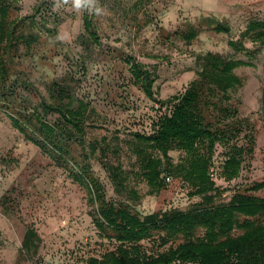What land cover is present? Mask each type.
<instances>
[{"label": "rangeland", "instance_id": "374dc122", "mask_svg": "<svg viewBox=\"0 0 264 264\" xmlns=\"http://www.w3.org/2000/svg\"><path fill=\"white\" fill-rule=\"evenodd\" d=\"M12 1L10 20L33 19L29 29L19 31L38 35V41L29 50L20 45L8 63V85H14L11 104L16 109L19 105L37 107L48 100L51 83H67L75 98L94 111L83 148L88 153L92 145L118 147V156L109 154L108 160L122 166L128 187L140 196L133 207L140 216L185 212L201 203L199 197L188 196L189 188L173 177L170 182L165 180L160 194L149 195L131 151L133 134H153L161 116L170 114L173 105L161 103L184 93L199 70L198 55L216 53L253 65L234 71L242 86L231 90L229 101L221 105L237 110V116L219 118V126L239 121L242 133L229 145L246 146L244 136L252 135L253 152L244 156L239 176L228 182L221 177V166L229 147L216 145L212 179L221 192L217 203H228L234 194H244L264 182V49L256 52L258 44L249 40L243 41L244 51L228 45L240 39L250 22H264V0H98L101 15L77 10L71 0L67 4L64 0ZM85 15L91 17L99 38L98 45L87 48L80 45ZM214 23L226 24L229 33L214 31ZM190 28L198 36L186 43L181 33ZM131 63L153 74V100L133 83ZM210 113L207 120H218L217 112ZM46 119L52 123L57 116ZM81 147H73L77 160ZM169 155L173 164L184 156L179 152ZM100 156L97 151L88 162L106 199L115 204L125 201L114 193ZM248 194L264 200V190ZM94 208L87 202L86 189L72 180L69 167L56 165L48 154L27 142L0 108V264H87L90 258L112 251L114 243L101 238L92 223ZM27 228L39 238L37 252L20 259ZM143 245L157 250L150 242Z\"/></svg>", "mask_w": 264, "mask_h": 264}, {"label": "trees", "instance_id": "16d2710c", "mask_svg": "<svg viewBox=\"0 0 264 264\" xmlns=\"http://www.w3.org/2000/svg\"><path fill=\"white\" fill-rule=\"evenodd\" d=\"M12 9V0H0V108L8 113L14 128L27 142L48 154L56 165L69 167L72 180L86 189L88 204L95 206L92 223L101 238L114 243L112 251L100 258H90L87 264H264V200L248 194L264 190V182L254 184L244 194H234L228 203H217L221 192L212 179L217 144L229 147L221 166V177L228 182L239 176L244 156L253 152L252 135L244 136L246 146L229 145L242 133L239 121L219 126L220 119L237 116V110L221 106L229 101L227 95L231 90L242 86L234 71L253 65L216 53L196 56L199 70L184 93L161 103L173 105L170 114L161 116L153 134L132 135L131 151L149 195L160 194L166 178L173 177L189 188L188 196L201 199L200 204L185 212L170 210L142 217L133 210L140 196L128 187L122 166L108 160L109 154L118 156V147L92 145L88 153L83 148L94 111L75 98L67 83H51L47 87L48 100L37 107L19 105L16 109L11 104L14 85H8V63L20 45L29 50L38 41V35L19 31L26 26L29 29L33 19L12 21L9 18ZM83 27L85 36L80 45L85 48L98 45L90 16L83 17ZM212 29L229 33V27L222 23H214ZM197 36L198 31L193 28L181 33L186 43ZM244 40L258 44L256 52L264 49V22H250L240 39L228 45L235 51H244ZM130 65L133 83L153 100V74L138 63ZM211 111L217 112L218 120H207ZM49 115L57 116L56 121H47ZM74 146H82L79 160L73 154ZM97 151L103 157L100 163L114 193L125 201L115 204L106 199L104 187L88 162L89 156H95ZM170 152L184 156L173 164ZM38 242L36 232L27 228L19 258L36 255ZM144 242L152 243L157 250L145 248Z\"/></svg>", "mask_w": 264, "mask_h": 264}, {"label": "clouds", "instance_id": "9594fccd", "mask_svg": "<svg viewBox=\"0 0 264 264\" xmlns=\"http://www.w3.org/2000/svg\"><path fill=\"white\" fill-rule=\"evenodd\" d=\"M72 6L77 9H86L90 13H94L96 15H101L103 9L98 4V0H71ZM64 3L67 4L68 0H64Z\"/></svg>", "mask_w": 264, "mask_h": 264}, {"label": "built area", "instance_id": "2783aa9c", "mask_svg": "<svg viewBox=\"0 0 264 264\" xmlns=\"http://www.w3.org/2000/svg\"><path fill=\"white\" fill-rule=\"evenodd\" d=\"M166 181H167V182H170V179H169V178H166Z\"/></svg>", "mask_w": 264, "mask_h": 264}]
</instances>
